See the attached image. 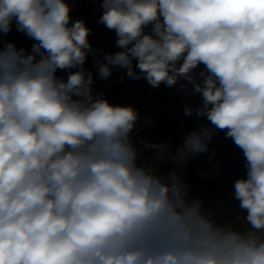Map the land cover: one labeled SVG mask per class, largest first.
Returning a JSON list of instances; mask_svg holds the SVG:
<instances>
[{"label":"clouds","instance_id":"9594fccd","mask_svg":"<svg viewBox=\"0 0 264 264\" xmlns=\"http://www.w3.org/2000/svg\"><path fill=\"white\" fill-rule=\"evenodd\" d=\"M101 7L98 23L121 50L95 60L98 78L115 67L154 88L179 83L202 98L184 115L211 127L184 135L167 159L179 171L164 174L133 141L138 110L93 93L84 65L98 50L67 0H0V33L15 22L35 41L30 51L0 44V264H264V0ZM217 131L246 161L233 184L239 226L190 197L182 179ZM140 144L153 159L166 147Z\"/></svg>","mask_w":264,"mask_h":264},{"label":"rangeland","instance_id":"374dc122","mask_svg":"<svg viewBox=\"0 0 264 264\" xmlns=\"http://www.w3.org/2000/svg\"><path fill=\"white\" fill-rule=\"evenodd\" d=\"M67 2L72 7L80 9L82 19L91 29L89 42L98 50L95 57L91 54L88 56L84 65L87 71L93 73V93H103L113 105H131L137 109L139 120L131 135L136 147L142 150L145 162L158 164V169L164 174L171 172L174 167L179 171L178 166L167 160L168 153L174 154L176 147L182 143L183 136L201 124L211 127L206 118L198 119L195 113L191 116L184 115L186 105L196 108L201 104V96L191 94L187 90L178 91L179 83L171 88L163 83L154 88L146 79L134 81L126 76V69L115 67L112 69L111 77L106 80L99 79L97 68L94 66L95 60L100 59L105 53L114 54L121 50L116 46L115 31L98 23L103 13L102 2L98 3L99 6L96 0H67ZM71 18L72 21L76 20L72 15ZM4 42L15 43L18 49L24 48L30 51L35 41L18 32L13 22L10 33L7 35L0 33V44ZM70 71L73 70H58L57 75L67 79ZM141 140L165 144V151L153 159L155 150H143ZM245 164L242 150L231 138L225 137L224 131H217L209 144L208 152L189 159L182 170V179L190 187V197L200 198L204 207L209 208L218 220L239 226L242 224L243 213L234 198L233 184L235 180L246 177Z\"/></svg>","mask_w":264,"mask_h":264},{"label":"flooded vegetation","instance_id":"af4514ba","mask_svg":"<svg viewBox=\"0 0 264 264\" xmlns=\"http://www.w3.org/2000/svg\"><path fill=\"white\" fill-rule=\"evenodd\" d=\"M96 2L98 4V3L102 2V0H96ZM98 6H99V4H98ZM72 8L74 9V11H73L74 12V15H72V17L74 19H76V20L82 19L83 16H82V13L80 12V9L77 8V7H72Z\"/></svg>","mask_w":264,"mask_h":264},{"label":"water","instance_id":"95a60500","mask_svg":"<svg viewBox=\"0 0 264 264\" xmlns=\"http://www.w3.org/2000/svg\"><path fill=\"white\" fill-rule=\"evenodd\" d=\"M73 11H74V9L72 8L71 15H74V12Z\"/></svg>","mask_w":264,"mask_h":264}]
</instances>
